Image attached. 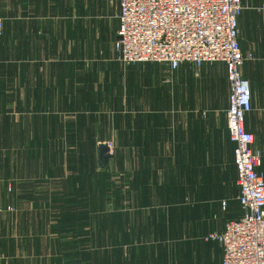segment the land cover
Returning a JSON list of instances; mask_svg holds the SVG:
<instances>
[{"label": "rangeland", "instance_id": "374dc122", "mask_svg": "<svg viewBox=\"0 0 264 264\" xmlns=\"http://www.w3.org/2000/svg\"><path fill=\"white\" fill-rule=\"evenodd\" d=\"M67 67L62 61L0 62V264H192L190 253L198 248L181 242L188 255H180V243H170L154 223L169 208H146L141 197L139 182L157 181L148 168L159 172L160 160L131 153L142 149L130 124L143 121L135 119L129 102L133 80L157 86L170 68L120 63L118 77L106 75L98 94L34 92L38 82L42 88L50 84L32 78L36 71L62 73ZM258 112L255 106L251 119L260 118ZM255 137L264 150L263 138ZM103 146L110 159L100 168ZM210 251L216 254V244Z\"/></svg>", "mask_w": 264, "mask_h": 264}, {"label": "crops", "instance_id": "0c3cea01", "mask_svg": "<svg viewBox=\"0 0 264 264\" xmlns=\"http://www.w3.org/2000/svg\"><path fill=\"white\" fill-rule=\"evenodd\" d=\"M242 1L240 45L246 58L242 73L255 82L250 84L252 111L246 116L245 126L264 141V52L260 50L264 46V39L260 40L264 12L256 11L264 0ZM120 2L0 0V38L4 40L0 42V62L48 65L62 61L68 65L62 73L44 69L35 72L32 78L50 80L48 88L38 82L34 86L36 94H98L105 76L115 80L122 63L114 48L120 28ZM254 61L256 64L251 63ZM190 70L188 63L170 69L157 86H136L134 78L129 102L135 119L143 121H132L130 127L131 131L135 128V144L142 150L131 153L160 160L159 172L148 168L157 181L139 182L141 193L145 191L141 197L147 201L146 208H169L157 214L156 227L167 232L170 243H180V255H188L181 242L198 248L190 253L192 264H223L220 244L202 240L223 233L228 222L242 216L235 145L227 126L231 89L223 63H207L198 71ZM255 106L260 118L253 120ZM255 148L262 153L259 171L264 174V150L257 147L256 137ZM209 243L216 244V254L210 251ZM166 255L170 256V249Z\"/></svg>", "mask_w": 264, "mask_h": 264}, {"label": "built area", "instance_id": "2783aa9c", "mask_svg": "<svg viewBox=\"0 0 264 264\" xmlns=\"http://www.w3.org/2000/svg\"><path fill=\"white\" fill-rule=\"evenodd\" d=\"M242 0H121L114 48L126 65L159 63L177 70L188 63L226 65L230 84L227 126L235 145L242 216L210 239L223 249V264H264V174L262 153L245 126L252 111L250 82L242 69ZM263 13L264 4L256 9Z\"/></svg>", "mask_w": 264, "mask_h": 264}, {"label": "water", "instance_id": "95a60500", "mask_svg": "<svg viewBox=\"0 0 264 264\" xmlns=\"http://www.w3.org/2000/svg\"><path fill=\"white\" fill-rule=\"evenodd\" d=\"M98 154H99V159H100V168H104L108 162H109V159H110V156H109V149L105 146L99 148V151H98Z\"/></svg>", "mask_w": 264, "mask_h": 264}]
</instances>
